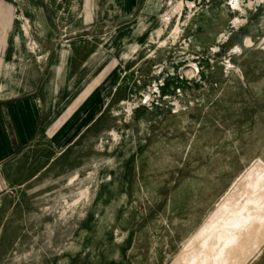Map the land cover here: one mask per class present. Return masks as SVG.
<instances>
[{"label": "rangeland", "instance_id": "1", "mask_svg": "<svg viewBox=\"0 0 264 264\" xmlns=\"http://www.w3.org/2000/svg\"><path fill=\"white\" fill-rule=\"evenodd\" d=\"M47 76L100 113L11 163L0 264H264V0H0V96Z\"/></svg>", "mask_w": 264, "mask_h": 264}, {"label": "crops", "instance_id": "2", "mask_svg": "<svg viewBox=\"0 0 264 264\" xmlns=\"http://www.w3.org/2000/svg\"><path fill=\"white\" fill-rule=\"evenodd\" d=\"M74 82V81H73ZM78 91L84 90L85 81H76ZM49 83H54V77H46L43 82L42 91L39 95H23L16 98L0 96V195H2L7 185V172L11 169V163L29 146L33 140L40 135H45V130L50 123L56 124V130L52 136L53 142L61 139L60 146L65 145L70 138L87 124L93 121L100 113L101 104H97L98 89L91 91L78 108L65 120H58L62 113L61 102L62 92L65 91L66 80L62 76L60 84L55 92L48 91ZM92 114L73 133L65 134L67 129L71 128L72 121L80 109L88 107ZM97 106L96 109L94 107ZM56 107L60 109L56 110ZM60 113V114H59ZM84 117L81 115L79 118ZM64 136V137H63Z\"/></svg>", "mask_w": 264, "mask_h": 264}, {"label": "bare ground", "instance_id": "3", "mask_svg": "<svg viewBox=\"0 0 264 264\" xmlns=\"http://www.w3.org/2000/svg\"><path fill=\"white\" fill-rule=\"evenodd\" d=\"M190 5V4H189ZM178 6V5H177ZM228 66V65H227ZM231 67V66H230Z\"/></svg>", "mask_w": 264, "mask_h": 264}]
</instances>
